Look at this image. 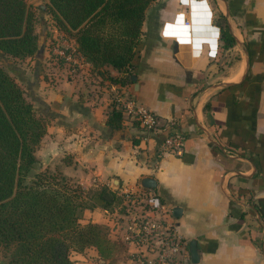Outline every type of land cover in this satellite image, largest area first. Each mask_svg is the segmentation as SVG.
I'll use <instances>...</instances> for the list:
<instances>
[{"label":"crops","instance_id":"crops-1","mask_svg":"<svg viewBox=\"0 0 264 264\" xmlns=\"http://www.w3.org/2000/svg\"><path fill=\"white\" fill-rule=\"evenodd\" d=\"M219 23L235 42L218 51ZM61 34L64 41L12 57L24 65L11 71L46 121L39 166L93 193L81 221L108 227L109 247L73 251L74 264H134L138 247L114 226L127 190L156 194L172 213L181 208L173 216L188 251L196 240L192 264H264V0L151 1L132 60L135 80L80 53L66 61L56 46L71 51L77 42ZM116 92L152 111L158 125L147 131L124 114L111 129ZM167 130L183 136L175 152L161 150ZM146 176L154 187L141 184Z\"/></svg>","mask_w":264,"mask_h":264},{"label":"trees","instance_id":"trees-1","mask_svg":"<svg viewBox=\"0 0 264 264\" xmlns=\"http://www.w3.org/2000/svg\"><path fill=\"white\" fill-rule=\"evenodd\" d=\"M151 1L47 0L46 8L94 66L112 65L130 80ZM219 24L218 51L235 42L227 24ZM38 46L31 4L0 0L1 54L24 58ZM118 102L113 99L109 105L106 124L111 129L122 126L124 113ZM132 122L139 125L136 118ZM45 131L46 121L15 75L0 64V245L15 244L5 264H73V251L107 240V225L81 221L84 209L94 205L93 193L88 196L61 170L39 166L35 150ZM101 196L104 205L110 204L111 199Z\"/></svg>","mask_w":264,"mask_h":264},{"label":"built area","instance_id":"built-area-1","mask_svg":"<svg viewBox=\"0 0 264 264\" xmlns=\"http://www.w3.org/2000/svg\"><path fill=\"white\" fill-rule=\"evenodd\" d=\"M61 33L55 43L64 41L65 36ZM56 48L66 61L74 53H80L77 48V51L72 48L68 51L65 45ZM113 99L119 101L124 114L139 120L145 130H152L158 125L157 116L144 106L135 104L131 99H122L119 92ZM182 141L183 136L179 132L167 130L160 142L161 150L175 152ZM122 197V205L126 207H119V215L114 216V226H121L125 240L138 247L134 252V264H192L187 240L179 233L172 210L166 208L156 194L127 190Z\"/></svg>","mask_w":264,"mask_h":264},{"label":"rangeland","instance_id":"rangeland-1","mask_svg":"<svg viewBox=\"0 0 264 264\" xmlns=\"http://www.w3.org/2000/svg\"><path fill=\"white\" fill-rule=\"evenodd\" d=\"M27 2L29 4H31V7H32L34 15H35V31L37 33V41H38L39 47L40 46L44 47L45 45H47L48 42H50V43L56 42L58 39L57 36L59 34L57 32H65L68 35H71L68 32L64 31L63 29H60L57 26V24L55 23V21L53 20V18L51 17V15L47 12V8H46L47 0H27ZM16 62L20 66L24 65V63H22V61H20V60L18 61L17 59H13L11 56H5V55L1 54V52H0V64H2L6 69H8L10 71V73H12L11 69H13L15 66H17ZM19 84L22 87V89L25 87L24 83L19 82ZM25 91H27V90H24V93H25ZM26 97H27V95H26ZM27 99L30 100L28 97H27ZM37 114L39 115V113H37ZM87 195H89V192H87ZM122 204L123 203L121 201V204H119V207L121 209L123 207H126V205L123 206ZM99 246L107 249L109 247L108 240H106L105 242H103ZM110 246H112V244ZM14 248H15V244H10L8 247H2L0 245V264H5L8 261V259L11 256V253L13 252ZM108 253H109V251L105 252L106 255H109ZM73 258H76V256L74 255ZM73 264H74V262H73Z\"/></svg>","mask_w":264,"mask_h":264},{"label":"water","instance_id":"water-1","mask_svg":"<svg viewBox=\"0 0 264 264\" xmlns=\"http://www.w3.org/2000/svg\"><path fill=\"white\" fill-rule=\"evenodd\" d=\"M42 49H43V46H40L39 50H42ZM131 78L133 80H135V78H136L135 74H132ZM141 184L143 186H146V187H154L156 185V180L151 176H146V177L142 178ZM180 210H181V208L179 206H175L173 208V215H176V216L180 215V213H181ZM189 252H190L191 262H193V263L197 262L199 259V256H198V251H197L195 239L189 240Z\"/></svg>","mask_w":264,"mask_h":264}]
</instances>
